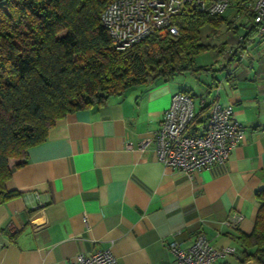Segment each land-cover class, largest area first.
<instances>
[{"label": "crops", "instance_id": "0c3cea01", "mask_svg": "<svg viewBox=\"0 0 264 264\" xmlns=\"http://www.w3.org/2000/svg\"><path fill=\"white\" fill-rule=\"evenodd\" d=\"M239 26L233 50L243 47L226 66L217 61L188 72L193 80L134 86L69 112L19 165L10 158L4 184L19 194L0 204V264H67L102 248L120 264H177L168 242L187 248L198 233L216 249L235 248L213 264L251 263L244 260L253 247L240 234L252 231L255 191L264 188V39L254 37L251 18ZM180 90L192 95L201 127L212 101L232 104L244 137L224 163L188 174L164 166L153 143L140 148Z\"/></svg>", "mask_w": 264, "mask_h": 264}, {"label": "trees", "instance_id": "16d2710c", "mask_svg": "<svg viewBox=\"0 0 264 264\" xmlns=\"http://www.w3.org/2000/svg\"><path fill=\"white\" fill-rule=\"evenodd\" d=\"M109 1L0 0V204L19 194L4 184L10 176L8 160L23 159L56 120L104 105L134 86L209 70L195 66V56L211 48L221 54L227 40L235 39L230 29L236 28L234 20L187 5L175 17L177 34L162 38L150 34L116 49L100 21ZM234 1V18L241 14L250 18L252 0ZM221 29L230 31L221 44L204 39L206 31ZM250 29L255 32L253 26ZM240 47L226 53L224 66L236 58ZM255 197L259 206L253 229L240 238L253 247L244 261L264 264V188L256 190Z\"/></svg>", "mask_w": 264, "mask_h": 264}, {"label": "built area", "instance_id": "2783aa9c", "mask_svg": "<svg viewBox=\"0 0 264 264\" xmlns=\"http://www.w3.org/2000/svg\"><path fill=\"white\" fill-rule=\"evenodd\" d=\"M230 3L231 0H110L100 12V21L112 45L124 49L150 34L160 38L177 34L175 17L187 5L209 14H223ZM250 7L251 26L264 39V0H252ZM233 47L225 49L226 52H231ZM232 113V104L212 101L201 127L197 124L192 95L176 91L163 110L159 127L140 141V148L153 143L156 157L164 166L188 174L212 164H222L244 137V124L234 119ZM240 218L241 215L236 214L233 223ZM167 246L177 264H213L219 256L235 251L232 246L214 248L203 233H198L187 248L180 247L175 240L169 241ZM67 264L120 262L109 248H102L88 254L79 252Z\"/></svg>", "mask_w": 264, "mask_h": 264}, {"label": "rangeland", "instance_id": "374dc122", "mask_svg": "<svg viewBox=\"0 0 264 264\" xmlns=\"http://www.w3.org/2000/svg\"><path fill=\"white\" fill-rule=\"evenodd\" d=\"M248 0H242V3L243 4H247ZM236 4H235V1L233 0V4L232 5H229V7L225 10V16L230 19V20H234L235 22V25H236V28H230V29H233L236 33V31L240 30V26L239 24L243 23V21H245L247 18L250 19L249 17H247L246 15H243L241 14L240 16H238L237 18H234V13L236 12ZM242 31V29H241ZM229 32L230 31H226L224 29H221L220 31H217V33L215 31H206L205 34H204V39L205 40H209L210 42H213V43H216V44H221L222 41L226 40V35L227 37L229 36ZM243 32V31H242ZM227 33V34H226ZM254 37L256 39H260L261 37L259 36V34H257L256 32H254ZM238 40V36L236 37V39L230 41V40H227V44L225 43L224 44V50L222 51V54H217L215 53V51L213 50V48H211L210 50H207V51H204V52H201L199 54H197L194 58V65L195 66H202V67H210L211 65H214L217 63V61H222L220 56L222 57V59H226V50L228 47H231L233 46L235 43L237 44V41ZM250 51V50H249ZM225 53V54H224ZM191 73H183V74H176L174 75L170 80H181L183 78H185V80H193L194 77H192V75H190ZM250 264V263H249Z\"/></svg>", "mask_w": 264, "mask_h": 264}]
</instances>
